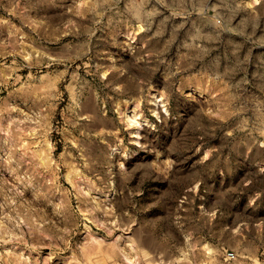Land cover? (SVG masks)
<instances>
[{
    "label": "rangeland",
    "instance_id": "rangeland-1",
    "mask_svg": "<svg viewBox=\"0 0 264 264\" xmlns=\"http://www.w3.org/2000/svg\"><path fill=\"white\" fill-rule=\"evenodd\" d=\"M263 261L264 0H0V264Z\"/></svg>",
    "mask_w": 264,
    "mask_h": 264
},
{
    "label": "bare ground",
    "instance_id": "bare-ground-1",
    "mask_svg": "<svg viewBox=\"0 0 264 264\" xmlns=\"http://www.w3.org/2000/svg\"><path fill=\"white\" fill-rule=\"evenodd\" d=\"M204 248L206 250V256L210 257L213 254L214 250L208 245H206ZM127 255H126V258L129 260V257Z\"/></svg>",
    "mask_w": 264,
    "mask_h": 264
},
{
    "label": "crops",
    "instance_id": "crops-1",
    "mask_svg": "<svg viewBox=\"0 0 264 264\" xmlns=\"http://www.w3.org/2000/svg\"><path fill=\"white\" fill-rule=\"evenodd\" d=\"M261 264H264V261Z\"/></svg>",
    "mask_w": 264,
    "mask_h": 264
}]
</instances>
